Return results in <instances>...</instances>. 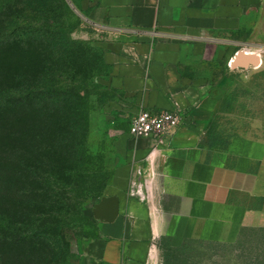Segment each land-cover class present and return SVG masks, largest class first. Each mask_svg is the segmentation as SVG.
<instances>
[{
    "label": "crops",
    "instance_id": "1",
    "mask_svg": "<svg viewBox=\"0 0 264 264\" xmlns=\"http://www.w3.org/2000/svg\"><path fill=\"white\" fill-rule=\"evenodd\" d=\"M104 32L111 87L126 112L177 109L181 127L163 142L127 135L117 183L97 202L99 237L84 248L91 264H164L165 244H232L264 229V126L207 144L217 98L185 68L213 44L264 45V0H81ZM249 54L257 53L248 51ZM235 60V59H234Z\"/></svg>",
    "mask_w": 264,
    "mask_h": 264
},
{
    "label": "trees",
    "instance_id": "2",
    "mask_svg": "<svg viewBox=\"0 0 264 264\" xmlns=\"http://www.w3.org/2000/svg\"><path fill=\"white\" fill-rule=\"evenodd\" d=\"M7 15L0 7V264H74L70 193L87 158V83L62 73L48 51L56 47L52 24H25L18 13L7 26ZM256 231L264 229L243 230L239 242ZM196 242L165 244L164 264Z\"/></svg>",
    "mask_w": 264,
    "mask_h": 264
},
{
    "label": "rangeland",
    "instance_id": "3",
    "mask_svg": "<svg viewBox=\"0 0 264 264\" xmlns=\"http://www.w3.org/2000/svg\"><path fill=\"white\" fill-rule=\"evenodd\" d=\"M80 2L0 0V7L8 14L7 26L18 13L23 15L25 24H52L57 31L56 47L48 51L55 54L57 60L54 61H58L62 73H72L87 83L84 90L89 95V133L83 143L87 158L83 174L70 193L77 206H73L76 214H71L70 225L77 229L68 233L72 235L70 241L76 252L74 264H91L84 257V248L92 237L100 234L93 210L118 181V170L124 165L131 116L126 112L125 95L111 87V67L105 62L101 47L105 32L90 21L88 11L81 8ZM44 35L50 37L46 32ZM248 42L247 37L245 43L239 45L226 41L207 49L203 46L200 50L205 51L191 59L185 68L187 76L203 77L221 100L207 140L208 144L216 139V148H222L236 136L257 135L258 129L260 131L264 126V45ZM44 43L49 41L45 39ZM251 50L260 57V64L248 69H234L236 55ZM222 244L193 243L180 257L174 254L172 264H264V232H248L240 242Z\"/></svg>",
    "mask_w": 264,
    "mask_h": 264
},
{
    "label": "built area",
    "instance_id": "4",
    "mask_svg": "<svg viewBox=\"0 0 264 264\" xmlns=\"http://www.w3.org/2000/svg\"><path fill=\"white\" fill-rule=\"evenodd\" d=\"M183 121L184 115L177 109H143L131 117L129 134L134 139L153 138L161 143L172 136Z\"/></svg>",
    "mask_w": 264,
    "mask_h": 264
},
{
    "label": "water",
    "instance_id": "5",
    "mask_svg": "<svg viewBox=\"0 0 264 264\" xmlns=\"http://www.w3.org/2000/svg\"><path fill=\"white\" fill-rule=\"evenodd\" d=\"M235 62V63H234ZM233 62L234 69H248L253 66L259 65L257 55L248 54L244 55L242 52H239Z\"/></svg>",
    "mask_w": 264,
    "mask_h": 264
},
{
    "label": "bare ground",
    "instance_id": "6",
    "mask_svg": "<svg viewBox=\"0 0 264 264\" xmlns=\"http://www.w3.org/2000/svg\"><path fill=\"white\" fill-rule=\"evenodd\" d=\"M244 55H248L249 53H247V52H242ZM257 58H258V62H259V64H260V57L257 55ZM235 63V62H234Z\"/></svg>",
    "mask_w": 264,
    "mask_h": 264
}]
</instances>
